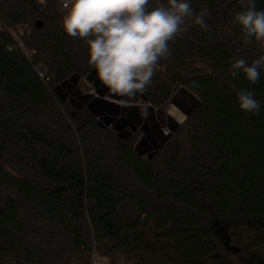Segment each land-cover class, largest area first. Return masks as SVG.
I'll return each instance as SVG.
<instances>
[{"label":"trees","instance_id":"16d2710c","mask_svg":"<svg viewBox=\"0 0 264 264\" xmlns=\"http://www.w3.org/2000/svg\"><path fill=\"white\" fill-rule=\"evenodd\" d=\"M190 3L208 30L189 18L141 95L161 118L179 89L199 102L145 157L140 130L118 132L61 97L95 69L85 40L64 32L59 0H0L1 263L264 264V69L256 84L229 71L264 46L234 24L239 0ZM240 89L258 114L239 108Z\"/></svg>","mask_w":264,"mask_h":264},{"label":"clouds","instance_id":"9594fccd","mask_svg":"<svg viewBox=\"0 0 264 264\" xmlns=\"http://www.w3.org/2000/svg\"><path fill=\"white\" fill-rule=\"evenodd\" d=\"M66 0L68 9L62 27L69 37L85 40L89 64L111 93L133 98L151 83L161 58L170 55L169 41L191 26L187 21L208 30L207 10L194 14L190 0ZM242 11L233 22L239 25L243 40L264 46V10H257L256 0H239ZM264 55L251 64L243 57L233 58L229 71H241L251 84L260 79ZM239 108L258 114L260 101L252 90L236 93Z\"/></svg>","mask_w":264,"mask_h":264},{"label":"crops","instance_id":"0c3cea01","mask_svg":"<svg viewBox=\"0 0 264 264\" xmlns=\"http://www.w3.org/2000/svg\"><path fill=\"white\" fill-rule=\"evenodd\" d=\"M79 80L93 84L96 97H91V99L88 97V101L84 104L85 107H93L97 110L104 123L109 127H114L118 132H124L126 128H134L142 132L138 148L145 157L160 150L167 142L168 137L163 134L162 128L167 127L171 133H174L199 102V99L189 90L179 89L166 104L164 117L161 118L158 110L144 100L141 93H137L133 99L111 93L99 80L96 71ZM76 82L77 80L66 82L62 88L68 87L72 90V93L79 97L81 103L74 99L70 101L83 106V98L80 96L82 91L80 87H75L74 83ZM61 93H63V89H61Z\"/></svg>","mask_w":264,"mask_h":264},{"label":"rangeland","instance_id":"374dc122","mask_svg":"<svg viewBox=\"0 0 264 264\" xmlns=\"http://www.w3.org/2000/svg\"><path fill=\"white\" fill-rule=\"evenodd\" d=\"M79 79H77V82L74 83V84H75V87H80L81 88L82 94L80 96L83 99L81 97L80 98L82 99V104L85 107L84 103L86 101H88V97H89V99H91V97H96L95 88H94L93 84L87 83L86 81H84V80L82 81V80H79ZM62 89H63V93H61V91H60V95H61V97H63V99H66L68 101L74 99L75 101H78V102L81 103V100L79 99V97H76L72 93V90H70L68 87H64ZM165 108H166V106L164 107V110H165ZM166 137H168V136H166ZM94 261H96L98 264H110V262L107 259L99 257V256H95L94 257Z\"/></svg>","mask_w":264,"mask_h":264},{"label":"built area","instance_id":"2783aa9c","mask_svg":"<svg viewBox=\"0 0 264 264\" xmlns=\"http://www.w3.org/2000/svg\"><path fill=\"white\" fill-rule=\"evenodd\" d=\"M59 2H60V8H61V10L64 11L67 14L68 9L64 7V4L66 3V0H59ZM4 29H5V27L2 24V22L0 21V31H3ZM13 37H14V39H15L16 44L18 45V47H20L25 54H27L28 56H30L31 54H33V53L30 54V53H28L27 50H25L23 43L15 35ZM36 71H37L38 75L41 77V79L48 80V78L46 77V75L39 68L36 67ZM162 132H163V134L165 136H168V137L172 135L171 131L167 127H163L162 128ZM93 264H98V263L96 261H94Z\"/></svg>","mask_w":264,"mask_h":264},{"label":"water","instance_id":"95a60500","mask_svg":"<svg viewBox=\"0 0 264 264\" xmlns=\"http://www.w3.org/2000/svg\"><path fill=\"white\" fill-rule=\"evenodd\" d=\"M100 124H101L102 126H105V124H104V123H102V122H101ZM0 264H4V263H1V262H0Z\"/></svg>","mask_w":264,"mask_h":264}]
</instances>
